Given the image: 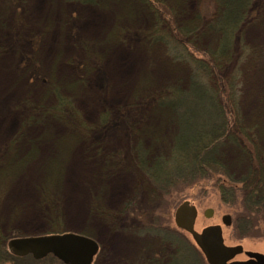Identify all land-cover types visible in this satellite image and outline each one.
<instances>
[{
  "label": "rangeland",
  "instance_id": "obj_1",
  "mask_svg": "<svg viewBox=\"0 0 264 264\" xmlns=\"http://www.w3.org/2000/svg\"><path fill=\"white\" fill-rule=\"evenodd\" d=\"M212 8L209 0H153L152 7L144 0H0L1 238L86 233L102 246L97 264H131L146 245L147 255L160 251L158 243L151 235L106 233L100 211L135 202L152 218H174L188 202L196 232L220 226L226 246L242 247L235 260L264 254V237H241L233 223L222 224L233 211L210 184L167 194L147 175L170 154L176 130L171 111L155 108L153 97L188 72L165 33L195 34L200 14ZM252 8L237 37L257 54L246 67L242 108L264 150V0ZM168 15L172 25L163 26ZM215 44L209 34L199 42ZM238 156H226L231 167ZM44 261L59 264L50 255Z\"/></svg>",
  "mask_w": 264,
  "mask_h": 264
},
{
  "label": "trees",
  "instance_id": "obj_2",
  "mask_svg": "<svg viewBox=\"0 0 264 264\" xmlns=\"http://www.w3.org/2000/svg\"><path fill=\"white\" fill-rule=\"evenodd\" d=\"M144 1L152 7L153 0ZM209 1L212 11L200 14L203 25L195 34L175 28L173 40L165 33L166 45L176 49L174 60L186 65L188 72L184 80L169 83L153 97L155 108L171 111L176 130L170 138V154L162 156L147 175L157 186L169 189L167 194L210 184L232 209L233 227L241 237H264V150L255 128L246 124L242 108L246 67L255 64L257 54L237 43L255 0ZM162 21L163 26L172 25L170 15ZM207 34L216 44L200 48ZM230 152L240 156L237 166L226 161ZM166 242L165 264H208L185 232L169 233ZM0 264H43V260L15 256L0 237Z\"/></svg>",
  "mask_w": 264,
  "mask_h": 264
},
{
  "label": "water",
  "instance_id": "obj_3",
  "mask_svg": "<svg viewBox=\"0 0 264 264\" xmlns=\"http://www.w3.org/2000/svg\"><path fill=\"white\" fill-rule=\"evenodd\" d=\"M213 215V209L209 208L204 212V216L208 219ZM196 217L197 212L188 202H184L176 211V224L192 236L208 264H264V255L261 254H250L252 259L245 262H233L236 256L242 254V247L226 246L220 226L208 227L201 233L196 232L194 230ZM222 224L230 227L231 216H223ZM7 246L15 256L31 255L34 259L41 260L53 255L64 264H91L98 250L95 241L73 233L16 238L10 240Z\"/></svg>",
  "mask_w": 264,
  "mask_h": 264
},
{
  "label": "flooded vegetation",
  "instance_id": "obj_4",
  "mask_svg": "<svg viewBox=\"0 0 264 264\" xmlns=\"http://www.w3.org/2000/svg\"><path fill=\"white\" fill-rule=\"evenodd\" d=\"M138 204L139 203H137L136 205L135 202L127 203L125 204L123 209L116 210V212L114 213L112 212V214L107 213L102 209L100 211V218H101L100 225L102 226L103 230L106 231V233H109L112 231L115 234L121 233L122 235H124L125 233L131 232V237L133 236L132 238L135 240L137 238L140 239L143 236L146 237V236L151 235L152 236L151 238H153V240L158 243L160 251H157L153 254L149 253L147 255L145 251L147 250L149 252V250L146 245L145 248L143 247L145 249V250L143 249L144 254L136 257V259H134V261H132L131 264H153V261L157 263L161 262V264H165L167 262L166 260L167 259V242L166 241H167L168 234L169 233L173 234L178 231L185 232L184 230L180 229L176 224V211L182 203L176 208L174 218H169L167 214L154 215L153 217L155 218H152L149 210L139 207ZM231 218L233 219L232 216ZM167 222H175L176 227L179 229L177 230V229L168 227V225L166 224ZM83 223H84V227L88 225L87 224L88 222H83ZM67 233H62L61 235L67 234ZM74 233H77L81 236H84V237H87L93 240V238H91V236L87 235L86 233H80L76 231ZM185 233L189 234L187 232ZM51 235H59V233L48 232V233H41V234L28 235V236H13L9 239L7 237H4V243L7 246V243L12 239L24 238V237H35V236H51ZM95 242L98 245V250L95 256L93 257L91 264H97V262H99L100 260V257L102 256V246L99 241H95ZM246 254H247L246 259L235 260V258L237 257L236 256L233 262L248 261L252 259L250 254H259V253L249 252ZM261 255H264V254H261ZM48 257L49 256L45 257L44 259L38 260V261L43 260V262H45L44 260L48 259ZM50 259L59 262V264H64L62 261H60L58 258L54 257L53 255H50Z\"/></svg>",
  "mask_w": 264,
  "mask_h": 264
},
{
  "label": "bare ground",
  "instance_id": "obj_5",
  "mask_svg": "<svg viewBox=\"0 0 264 264\" xmlns=\"http://www.w3.org/2000/svg\"><path fill=\"white\" fill-rule=\"evenodd\" d=\"M91 26H93V25H91ZM1 76H2V74H0ZM2 84V83H1ZM3 90V92L5 91V87H3V86H0V90ZM75 167H76V165H75Z\"/></svg>",
  "mask_w": 264,
  "mask_h": 264
}]
</instances>
